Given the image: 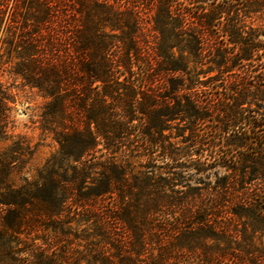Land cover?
<instances>
[{
	"label": "trees",
	"instance_id": "16d2710c",
	"mask_svg": "<svg viewBox=\"0 0 264 264\" xmlns=\"http://www.w3.org/2000/svg\"><path fill=\"white\" fill-rule=\"evenodd\" d=\"M2 58L58 149L16 177L0 85V264H264V0H0Z\"/></svg>",
	"mask_w": 264,
	"mask_h": 264
},
{
	"label": "rangeland",
	"instance_id": "374dc122",
	"mask_svg": "<svg viewBox=\"0 0 264 264\" xmlns=\"http://www.w3.org/2000/svg\"><path fill=\"white\" fill-rule=\"evenodd\" d=\"M4 61V58L0 60V85L7 92L8 96L9 122L7 132L12 142L21 139L25 145L30 147V151L32 152L31 158L23 165L20 173H17L19 175L16 177L24 176L32 179L35 176L36 170L40 169L45 161L57 151L58 146L51 134L44 133L40 129V115L46 100L41 97L37 90L26 86L17 76L10 72V67L4 64ZM207 78L208 76L203 79L200 78V80H204L203 82L206 86H211L212 83L208 82ZM217 84L221 87L224 86L223 82H218ZM207 96L206 93H202V98ZM262 112L264 113V110ZM211 127L212 125L207 127L205 134L212 135L210 131ZM172 142L176 143L175 147H183L185 145L175 140ZM10 144L11 141H7L5 144H0V148L9 146ZM202 148L204 150L203 158H208L207 154H210L209 151L211 149L209 147ZM194 150L196 151L197 148ZM199 152L201 151L199 150ZM195 160L196 156H192L191 159L184 158L173 166H164L165 163H162V160H155V162L150 163V166H162L163 168L158 171L159 174H155L157 173L155 171L152 175L165 179L175 177L176 175L178 181H173L172 186L168 190V192H177L176 196H180L192 189L204 194L207 192L215 193L211 189L216 186V183L221 178L225 177L230 181L231 178H235L238 175L230 170L214 167V165L208 167L202 166L200 169L202 171L197 172L193 169ZM257 183H254L253 186L257 187ZM216 190L219 191L218 189Z\"/></svg>",
	"mask_w": 264,
	"mask_h": 264
}]
</instances>
